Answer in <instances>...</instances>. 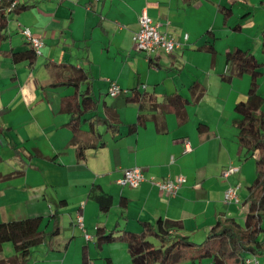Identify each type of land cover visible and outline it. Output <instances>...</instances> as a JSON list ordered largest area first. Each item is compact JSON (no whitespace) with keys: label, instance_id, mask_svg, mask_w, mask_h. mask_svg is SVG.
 Wrapping results in <instances>:
<instances>
[{"label":"crops","instance_id":"crops-1","mask_svg":"<svg viewBox=\"0 0 264 264\" xmlns=\"http://www.w3.org/2000/svg\"><path fill=\"white\" fill-rule=\"evenodd\" d=\"M19 2L30 7L9 15L8 37L1 48H25L26 39L20 31L23 26L41 37L43 45L31 66L25 61L12 63L7 55L0 54V152L4 145L11 149L9 165L0 153V172L20 167L13 144L31 154L22 176L0 183V194L15 181H22L23 188L50 186L49 194L28 198L43 210L38 215L43 216L47 226L52 224L50 214L58 213L60 232L52 238L48 250L60 242H64L65 249L73 241L77 212L83 215L86 231L90 232L85 222L89 206L96 213L93 233L99 225L110 230L116 222L117 228L138 231L139 220L155 221L161 216L182 220L183 232L194 241L203 239L218 217L233 216L238 221L239 216L244 217L247 204L242 194L251 180H245L248 162L242 158L247 157L237 152V130L232 120L238 116L234 105L244 98L250 79L243 74L226 81L220 74L229 73L225 53L236 48L249 49L264 62V0ZM221 8L231 9L225 19ZM142 10L178 42L171 53L158 50L147 55L135 47L132 36L139 27ZM236 23H240L238 29L233 28ZM203 44H212L214 53L200 50ZM50 62H72L86 68L92 77V93L113 107L120 120L119 130L105 132L104 145L85 149L81 161L76 160L74 146L68 144L72 132L63 125L68 115L59 111L61 98L72 89L49 85L53 77L46 63ZM261 71L258 92L264 96V65ZM194 81L204 88L197 102L189 90ZM111 82L121 90L110 96L107 89ZM132 88L152 93L158 102L164 95L179 93L189 100L185 121L179 123L171 107L152 106L145 100L141 109L145 123L126 134V125L138 114L136 104L126 102ZM154 115L160 117L163 132L156 129ZM200 122L207 126L201 133L196 128ZM34 148L41 155L35 154ZM230 164L238 170L225 177L223 168ZM135 165L142 168L146 178L136 187L119 184L123 170ZM178 174L186 180L173 196L148 180L149 176L173 178ZM93 184L112 196L106 214H100L96 201L87 195ZM229 185L237 186L238 203L223 202V191ZM48 198L54 204L49 212L44 207ZM61 199L64 201L58 203ZM87 243L80 252L81 263L82 253L89 254ZM97 249L112 264H131L122 241L104 243ZM86 257L90 264L89 255Z\"/></svg>","mask_w":264,"mask_h":264},{"label":"trees","instance_id":"trees-1","mask_svg":"<svg viewBox=\"0 0 264 264\" xmlns=\"http://www.w3.org/2000/svg\"><path fill=\"white\" fill-rule=\"evenodd\" d=\"M11 1L0 0V54L7 55L12 63L25 61L31 66L38 54L29 41L25 40L26 46L20 50L1 48V44L8 37L9 15L30 7L29 4L21 2L10 7ZM230 13L231 9L225 8L224 19ZM239 26L240 23H236L233 28L238 29ZM261 35V45L264 47V26ZM198 48L211 53L215 51L212 44H203ZM225 63L229 67V73H221L222 80L229 81L233 75L243 74H247L250 79L244 98L237 100L234 105L233 109L238 116L232 120L237 130V152H243L245 157L254 156L255 160V177L247 186L248 194L243 201L247 204L243 223L233 216L218 217L204 238L194 241L183 232L184 224L180 219L160 216L155 221L139 220L141 228L138 231L117 228L116 222L110 230L101 225L96 227L94 244L97 248L104 243L122 241L126 245L131 264H179L187 261L195 264L204 258H208L212 264H243L249 255H264V236H259L264 222V96L258 92V78L262 74L261 67L264 62L259 61L253 51L236 48L225 53ZM46 66L53 77L50 86L72 89L71 93L61 98L59 111L68 115L63 123L72 132L68 144L74 146L76 160L81 161L84 159L85 149L104 145L105 132L119 130L118 114L113 107L101 100L100 96H94L92 77L86 68L72 62H50L46 63ZM189 90L194 102H197L204 92V88L197 81L190 84ZM154 97L152 93L139 91L137 88H132L130 94L126 95V102L136 104L138 109L136 120L126 125V134L134 132L139 125L145 123L146 116L141 113L145 100L152 102V106L171 107L178 122L185 121V107L189 103L187 98L177 92L164 95L159 102ZM154 120L156 129L163 132L160 117L154 115ZM84 124L87 125L86 129L82 128ZM100 127H103L102 131ZM206 127V124L201 122L196 126L200 133L205 131ZM12 149L20 167L7 173L0 172V182L22 176L31 156L15 144ZM33 151L41 155L36 148ZM87 195L96 201L100 214L109 211L112 196L103 191L99 184H93ZM123 198L121 197L120 204L124 207ZM63 201L61 199L58 203ZM57 215V212L50 214L52 224L49 230L41 228V215L1 220L0 252L4 242H11L14 254L10 257H0V264H25L29 259L31 247L42 242H46L50 248L52 238L60 232ZM82 263H88L84 252ZM105 264H112L109 257H105Z\"/></svg>","mask_w":264,"mask_h":264},{"label":"rangeland","instance_id":"rangeland-1","mask_svg":"<svg viewBox=\"0 0 264 264\" xmlns=\"http://www.w3.org/2000/svg\"><path fill=\"white\" fill-rule=\"evenodd\" d=\"M15 35V34H14ZM264 91V90H263ZM109 96V95H108ZM107 98H110L108 97ZM111 96V95H110ZM4 160H6V164H11L10 158H11V149L8 147V145H4V147L1 149L0 152ZM246 163L244 168L246 169L245 172V180H252L255 177V160L254 156H250L247 158H242ZM12 169V168H11ZM3 182V181H2ZM2 182H0L2 184ZM8 182V181H7ZM22 181L20 182H14L12 186L4 188L5 192L0 194V221L1 220H11V219H19L27 216H34L38 215L39 213H43L38 210L39 205H36V203H33L29 197H33V195H47L50 193V186L44 185L40 189H34L32 187L26 186L20 187ZM6 183V182H4ZM249 183V184H250ZM248 184V185H249ZM245 184H243L244 187ZM243 187L240 189H243ZM239 192V193H240ZM248 194L247 187L243 191V196L246 197ZM18 195L21 197L19 198ZM51 198L47 199V202H45L46 206L49 205V207L44 206L46 209L45 211H50V208H54V204ZM56 200V199H55ZM57 203V201H56ZM40 211V212H39ZM85 222L87 225L88 230L90 231L92 235L93 233V221L96 218L95 211L89 206L87 207L85 211ZM75 221V220H74ZM244 217L239 216V222L243 223ZM76 224V222H75ZM77 226V225H76ZM78 227V226H77ZM41 228L43 229H50L51 226H47V223L45 221L42 222ZM76 228V227H75ZM79 228V227H78ZM76 228L75 237L72 238V242L66 247L63 248L64 242H60L59 245H54V249H47V243L42 242L39 243L33 247H31V252L29 259L26 261L25 264H82L81 263V249L82 246L85 244V238L82 234H80L79 229ZM67 234L69 233V230L67 229L65 231ZM259 236H264V222H263V230L259 233ZM94 239V237H93ZM154 240L153 238H151ZM88 246H89V260L90 264H104L105 260L103 257V254L94 247L93 240H88ZM157 244V243H156ZM93 248H95V252L93 251ZM109 248V247H108ZM109 250V249H108ZM14 254V249L11 244V242H4L2 245V250L0 252V257H10ZM86 255V256H87ZM259 264H264V255H260L257 257ZM210 261L208 258H204L201 262L196 261L195 264H206V262ZM179 264H191L190 261L182 262ZM212 264V263H211Z\"/></svg>","mask_w":264,"mask_h":264},{"label":"built area","instance_id":"built-area-1","mask_svg":"<svg viewBox=\"0 0 264 264\" xmlns=\"http://www.w3.org/2000/svg\"><path fill=\"white\" fill-rule=\"evenodd\" d=\"M19 0H12L10 7H12ZM9 7V8H10ZM20 31L24 38L29 41L30 45L33 47L34 51L37 54H41V47L43 45V40L41 37L34 35L30 28L23 26L20 28ZM186 37V34H185ZM133 42L137 49L142 50L151 55L152 53L162 50L165 53H171L178 42L173 38L172 35L167 33L165 30H161L159 27V22H156L152 17L145 11L142 10L139 15V27L133 33ZM121 88L115 82H111L108 86L107 92L110 95H116L120 92ZM238 170L237 166L232 164L227 165L223 168L222 175L228 176L230 173ZM146 177L142 171V168L135 165L127 167L123 170L122 175L118 178V183L121 185H127L130 187L138 186L142 180ZM148 180L151 184H154L158 189L164 192L168 196H173L177 193L178 188L182 183L185 182L186 178L183 174H178L175 177L167 178H156L155 176H149ZM239 197L237 194V186L229 185L223 191V202H235L238 203ZM76 225L79 227L83 237L86 241L92 239V235L86 231L83 215L81 212H77L75 216ZM243 264H259L257 257L249 255L244 260Z\"/></svg>","mask_w":264,"mask_h":264}]
</instances>
